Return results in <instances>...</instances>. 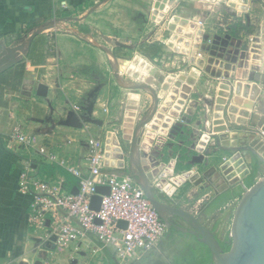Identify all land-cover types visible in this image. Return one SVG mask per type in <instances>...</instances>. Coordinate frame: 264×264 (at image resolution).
<instances>
[{
	"label": "crops",
	"instance_id": "crops-1",
	"mask_svg": "<svg viewBox=\"0 0 264 264\" xmlns=\"http://www.w3.org/2000/svg\"><path fill=\"white\" fill-rule=\"evenodd\" d=\"M151 1L0 0V48L23 44L36 33L31 44L17 55L18 62L0 73V264L39 262V246L43 243L28 225L31 197L17 192L19 175L25 167L29 166L32 174L62 179L64 192L74 194L77 186L76 178L47 162L38 154V148L45 147L85 172L89 134L96 135L106 147L103 171L130 177L126 154L121 153V158L115 145L116 141L120 144L123 107L126 98H137L140 110L145 112L152 104V96L144 90L122 88L114 78L110 57L97 47L99 43H106L117 58L123 84L149 80L158 93L159 108L168 105L170 110L181 96L187 97L180 105V116L189 113L191 121L182 134L173 141L165 137L166 143H161L156 139L166 129L152 133L145 129L152 136L141 139L140 148L146 156L155 151L163 156L156 159L161 166L153 184L170 183L168 176L172 173L164 172L169 161L170 166L174 164L175 168L170 169L174 172L176 168H189L191 157L196 154L190 150L196 143L189 136L190 128L196 129L203 114H207L206 130L211 128L215 113H219L216 107L220 106L223 87L230 92V85L224 81L234 88L233 98L237 100L231 106L245 118L246 128L264 116V83L250 79L254 73H264L262 6L256 0H173L163 11L164 18H160L153 15ZM172 16L187 20L188 24H176L171 31L168 24ZM213 52L222 54L223 59L212 56ZM259 55L260 61L255 60ZM232 58H236V63H229ZM211 59L214 61L209 64ZM133 64L144 66L148 72L135 69ZM134 69L137 78L132 77ZM39 84L47 88L45 98L36 95ZM236 86L244 92L236 93ZM73 104L81 109L72 110ZM83 114L103 124H84ZM125 123L130 124L129 118ZM17 124H22L33 137L34 148L26 150L13 142L8 144ZM198 128L201 131L202 126ZM192 169L197 170V166ZM172 188L171 199L162 192L160 195L197 213L199 203L189 207L188 201L199 188L190 183ZM213 197V193H208L207 203ZM70 221L79 230L76 222ZM172 240L168 231L153 250L138 254L127 264H166L161 257ZM112 258L115 247L111 243L102 244L86 234L67 248L49 251L48 259L40 263L109 264Z\"/></svg>",
	"mask_w": 264,
	"mask_h": 264
},
{
	"label": "water",
	"instance_id": "water-1",
	"mask_svg": "<svg viewBox=\"0 0 264 264\" xmlns=\"http://www.w3.org/2000/svg\"><path fill=\"white\" fill-rule=\"evenodd\" d=\"M256 1L264 9V0ZM172 2L173 0H155L153 15L164 18L163 11ZM176 24L183 27L188 24V21L172 16L168 24V29L171 31L175 30ZM35 36L36 33H33L25 43L13 48H0V73L18 62L17 55L31 44ZM204 39L207 41L208 36H205ZM116 45L124 47L120 43H116ZM97 47L110 57L114 78L122 88L131 91L144 90L152 96V104L145 112L140 110V102L137 98H126L121 116L120 144L118 145L119 142L116 141L115 145L121 158L124 157L121 153L126 154L128 168L131 172L130 177L143 190L146 198L150 201L160 219L167 225L168 230L194 237L196 242L202 245L209 253L211 259L209 264H264V177L255 180L250 187L245 184L246 178L254 169H256L258 174L260 168L264 165V116L257 123L253 120L249 126L250 128L245 127L244 123L246 120L244 117H231L229 108L231 107V110L233 109L236 112V109L231 106L233 101L236 102V99L233 98L234 88L229 82L226 83L224 81L223 84L230 85V92L227 93L228 90H225L226 88L223 87L222 92L226 99L225 101H218L220 106H217L216 110L219 113H215L214 121L211 122V128L209 127V130H206L207 127L204 124L207 119V114H203V116L198 118L199 120L195 125L196 129L190 128L191 135L189 136L193 137L194 142H196V138L199 140L195 144L193 143L190 148L196 154L191 157L189 168L182 171L176 168V172H174V170H170L175 168L174 164L173 167L170 166L171 161H169L164 172L172 173L168 178H171L173 175L176 177L171 178L170 183L166 185L158 182L153 184V178L158 177L160 171L159 166H161L159 165L160 162L156 159L163 156L156 151L150 156H146V153L140 148L141 139L144 135L152 136V132H158L162 128L167 131L171 125L170 137L172 141L176 139L178 134H182L183 128L189 125L191 121V115L189 113L184 112L180 116V105H183V100L187 97L185 95L181 96V100H178L176 105L170 110L168 109V105L159 108L158 93L156 88H153L148 83L149 80L148 82L141 81L136 84H123L119 76L117 58L113 52L100 45H97ZM212 56H216L217 59H223V55L216 54V52H213ZM259 57V59L257 57L255 60L260 61L261 56L259 55ZM262 60L264 61V57ZM213 61L214 59L209 60V64H212ZM229 63H236V58H232ZM133 65L135 66L136 64ZM227 65V67H230L229 64ZM147 70L146 68L145 73L148 72ZM131 74L133 78L138 77L135 69ZM250 79L255 83H264V73H254L250 76ZM176 86L178 85L176 84ZM183 91L187 92L186 90ZM36 95L45 98L47 96L46 86L39 84ZM218 95L220 96L221 94ZM208 104L210 108L213 101ZM219 115L223 118L220 119ZM169 116L174 119H179L180 122H174ZM244 116H247V114L244 113ZM128 118L130 124L126 125L125 122ZM81 119L84 124L88 123L96 126L103 124L101 120L91 118L87 114L81 115ZM254 119H257V116L254 115ZM199 126H202L201 131H199ZM145 129L150 130L151 133L147 132L148 134H146ZM242 131L244 132L242 137L248 139L247 141L238 140V135L240 136L239 133H243ZM218 133H222L221 136ZM232 133H235V135H232ZM223 134H227V140L229 141L231 139L232 141L230 143H223ZM221 155H225L226 159L223 160ZM145 159L149 161L148 164ZM161 163L164 165V162ZM229 164H232V167L235 165L236 167L240 166L241 169H245L240 178H233V169L238 171L239 168L232 169ZM196 166L197 170L193 171L192 168ZM186 183H190L196 187L198 186L200 190H207L210 187L214 188V197L211 201L220 194L229 191H242L238 196V204L233 211L229 238H224L223 241L216 235L213 229L208 228L204 224L206 215L202 217L201 213L193 214L188 212L179 203L170 200L171 191L174 190L172 188L173 185L181 187ZM161 190L162 194L170 199L162 197L160 195ZM73 191L74 194L78 193L77 186ZM108 192V187L97 186L98 195L91 198L90 209L98 211L101 202L99 195H105ZM95 222L97 224L100 223L99 220H95ZM47 226H49V220L47 221ZM117 226L125 229L127 223L125 221H119ZM38 240L43 243L39 246L41 251L38 254L39 262H37V264H41L40 261H46L48 259L49 251L56 250L57 236L52 234L44 242L40 239ZM222 243L228 246L227 251L223 250ZM112 259L118 264L115 258Z\"/></svg>",
	"mask_w": 264,
	"mask_h": 264
},
{
	"label": "built area",
	"instance_id": "built-area-1",
	"mask_svg": "<svg viewBox=\"0 0 264 264\" xmlns=\"http://www.w3.org/2000/svg\"><path fill=\"white\" fill-rule=\"evenodd\" d=\"M71 108L74 111L81 109L77 104L71 105ZM175 122L180 121L176 119ZM171 129L172 125L156 140L161 143H166L163 141L165 137L171 140ZM7 142H13L26 150L34 148V139L25 132L22 124L15 126ZM37 151L47 162L57 164L76 178L78 188L77 194L64 192L62 179L32 174L29 166L20 173L17 192L31 197L28 225L40 240L45 241L55 234L56 247L67 248L72 242L91 234L102 244L111 243L115 247V260L118 264H127L138 254L153 250L168 233L167 225L131 177H118L103 171L105 144L100 137L89 134L88 151L84 158L85 172L70 160L50 153L45 147L38 148ZM97 186H106L109 192L99 195L100 207L98 211H94L90 209V201L93 196L98 195ZM238 201L239 198L235 197L223 208L234 211ZM70 220L76 222L79 230ZM95 220L100 223L97 224ZM119 221L127 223L125 229L117 226ZM229 237L230 233L224 238Z\"/></svg>",
	"mask_w": 264,
	"mask_h": 264
},
{
	"label": "rangeland",
	"instance_id": "rangeland-1",
	"mask_svg": "<svg viewBox=\"0 0 264 264\" xmlns=\"http://www.w3.org/2000/svg\"><path fill=\"white\" fill-rule=\"evenodd\" d=\"M151 2H155V0H152ZM100 46L108 48V45L104 42L99 43ZM139 66V65H138ZM234 107V106H233ZM235 108V107H234ZM236 111L238 112V109L235 108ZM220 119L221 118V115ZM241 134V133H239ZM242 137V135H240ZM239 137L238 140H248L245 139L244 137ZM199 140V139H198ZM196 138V142L198 141ZM242 141V142H244ZM223 159L226 158V156L222 157ZM264 177V167L260 168L255 180H258L259 178ZM196 187V186H195ZM197 188H199L197 186ZM214 188L210 187L207 190H200L198 189L197 192L194 193V195L191 196L189 199V207H193L196 204L199 203V207L197 209V213H201L202 217L203 215H206L207 217L204 219V224L210 228L213 229L216 235L222 240L224 239L225 235H227L230 231V226H231V221L233 217V210L228 209V208H218V209H208L209 203L206 201V195L208 193H213ZM201 201V202H200ZM189 207H186L189 209ZM171 234L173 235V240L165 247L163 250V257L162 261L165 262L166 264H172L173 257L175 255H189L190 254V244H193V241L186 238L181 233L172 231Z\"/></svg>",
	"mask_w": 264,
	"mask_h": 264
},
{
	"label": "trees",
	"instance_id": "trees-1",
	"mask_svg": "<svg viewBox=\"0 0 264 264\" xmlns=\"http://www.w3.org/2000/svg\"><path fill=\"white\" fill-rule=\"evenodd\" d=\"M256 176H257V171L256 169H254V171L246 178L245 184L248 187H250L254 183ZM241 192L242 191L237 190V191H232V192L229 191V192L220 194L213 201H211V203L208 206V209H218V208L223 207L230 200H232L235 197H238L241 194ZM222 245H223L224 251H227L228 246L225 245L224 243ZM210 262H211L210 255L206 251L205 253L202 252L201 254H199V256H196V254H194L184 264H209ZM109 264H116V262H114L113 260H110Z\"/></svg>",
	"mask_w": 264,
	"mask_h": 264
},
{
	"label": "bare ground",
	"instance_id": "bare-ground-1",
	"mask_svg": "<svg viewBox=\"0 0 264 264\" xmlns=\"http://www.w3.org/2000/svg\"><path fill=\"white\" fill-rule=\"evenodd\" d=\"M230 3V2H229ZM243 4V3H242ZM238 7V6H237ZM130 66V65H129ZM133 67H135V69L137 68V69H139V70H141V71H146V68L145 67H142V66H137V65H133ZM133 67H132V69H133ZM127 69H129V68H127ZM130 70V69H129ZM139 76V75H138ZM146 76V75H145ZM141 77V76H140ZM147 77V76H146ZM142 78V77H141ZM235 92L236 93H238V94H240V93H242V92H244V91H242V89L240 88V86H236V89H235ZM224 94H223V92H222V101H225V99H226V97L225 96H223ZM237 100V99H236ZM238 101H241L242 102V100L241 99H239ZM229 113H230V116L231 117H233V118H241L237 113V111L235 112L233 109L231 110V107L229 108ZM232 135H235V133H232ZM147 140L148 141H150V139L149 138H147ZM232 140L231 139H229V141L227 140V134H223L222 135V142L223 143H230ZM145 161L147 162V164H148V160L147 159H145ZM229 166H230V168H239V170L238 171H236V170H234L233 169V178H240V176L243 174V172H244V170L245 169H241L240 168V166H238V167H236L235 165H234V167H232L233 165L232 164H229Z\"/></svg>",
	"mask_w": 264,
	"mask_h": 264
},
{
	"label": "flooded vegetation",
	"instance_id": "flooded-vegetation-1",
	"mask_svg": "<svg viewBox=\"0 0 264 264\" xmlns=\"http://www.w3.org/2000/svg\"><path fill=\"white\" fill-rule=\"evenodd\" d=\"M184 236H186V238L190 239L193 241V244H190V254L189 255H186V254H183V255H175L173 257V261H172V264H184L189 258H191V256H193L194 254H196V256H199V254H201L202 252L205 253L206 250L204 249V247L200 244H198L195 240L194 237L190 236V235H186V234H183ZM223 240V239H222ZM224 241V240H223ZM223 244V243H222ZM222 248H223V245H222ZM224 250V248H223ZM201 252V253H200Z\"/></svg>",
	"mask_w": 264,
	"mask_h": 264
}]
</instances>
